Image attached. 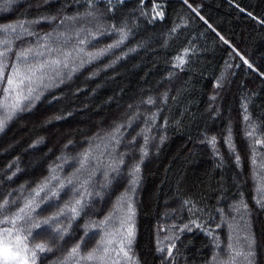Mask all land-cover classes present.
Wrapping results in <instances>:
<instances>
[{
  "label": "trees",
  "instance_id": "obj_1",
  "mask_svg": "<svg viewBox=\"0 0 264 264\" xmlns=\"http://www.w3.org/2000/svg\"><path fill=\"white\" fill-rule=\"evenodd\" d=\"M262 21L264 0H0V221L71 224L32 229L36 264L102 241L103 264H264Z\"/></svg>",
  "mask_w": 264,
  "mask_h": 264
},
{
  "label": "snow or ice",
  "instance_id": "obj_2",
  "mask_svg": "<svg viewBox=\"0 0 264 264\" xmlns=\"http://www.w3.org/2000/svg\"><path fill=\"white\" fill-rule=\"evenodd\" d=\"M119 2L123 3V0H119ZM157 15L163 18L162 12H158ZM0 55H3V53H0ZM178 59H180L181 63L183 62L182 58H178ZM245 63H247V61H245ZM249 67H251L250 64ZM40 70H41L40 68L28 69V71L32 72L33 74H35V72ZM18 71L19 70L17 69V72ZM15 75L16 73L14 72L13 76ZM24 79L30 80L31 77L25 76ZM7 83L8 85L11 86L15 83V81L12 78H9L7 80ZM20 83H23V80H21ZM245 119H247V117H245ZM2 128H3V123L0 122V130H2ZM212 143H215V138H213ZM52 195L56 196L57 193L53 192ZM7 203L8 202L5 201L4 204L0 205V210L6 207ZM76 204L81 205L82 207L81 201H76ZM67 207L68 206L66 205V208ZM26 209L28 210L27 212L25 211ZM32 211H34V205L32 203H29L26 204L24 208H20L19 211L15 213L13 216L5 217L4 220L0 221V223H7L12 225L11 229L0 230V235L3 236V240H0V260H2V264H36L38 260V255H37L38 253L50 252L53 250L48 243H35L31 248H29L27 243V236L32 235L33 228L39 229L42 226H48V230L53 233L55 239H63V236L67 233L68 229L71 227L70 223L66 226L61 225L59 223L61 216H65L66 219H69L64 209H59L56 213L44 218L43 220H33L31 216ZM70 211L73 214L72 218H75L80 215V210L75 206L71 207ZM109 219H111V217L106 218L104 221H101L100 223L107 224ZM17 221L30 222V227H28L27 229L23 227H17ZM96 227H98V225L96 224L85 225L86 229H91ZM24 232H27V235H21V233ZM13 233H15V237H14L15 248L10 246L13 243ZM85 235H87V232L85 233ZM133 236H134V231L131 228H129L126 237L127 244L129 246L132 243L131 238ZM103 244L104 242L102 241L101 245H98L92 251H89L86 256L80 257V259H84L87 261H97L99 262V264H103L104 256L102 254L98 255V253H106L108 251L106 247L102 246ZM79 251H80V244H77L75 247L71 249L69 256L76 257ZM120 251L123 252L126 257L128 256V252L125 250V246L123 242H121ZM160 251L163 252L164 249H160ZM168 255H171V250H169ZM252 256H254V252L249 251L248 255L245 258L248 259V257H252ZM249 264H252V261L250 259H249Z\"/></svg>",
  "mask_w": 264,
  "mask_h": 264
},
{
  "label": "rangeland",
  "instance_id": "obj_3",
  "mask_svg": "<svg viewBox=\"0 0 264 264\" xmlns=\"http://www.w3.org/2000/svg\"><path fill=\"white\" fill-rule=\"evenodd\" d=\"M28 87H31V85L30 86H28ZM264 178V175H261V180ZM255 186H257V191L258 192H261L262 193V191L264 190V183L263 182H260V180L258 179H256V185ZM243 256V255H242ZM241 256V257H242ZM238 264H244V260H240L239 262H238Z\"/></svg>",
  "mask_w": 264,
  "mask_h": 264
}]
</instances>
